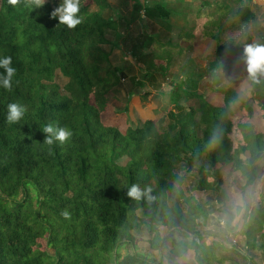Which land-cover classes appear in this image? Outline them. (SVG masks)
Instances as JSON below:
<instances>
[{
	"label": "trees",
	"instance_id": "trees-1",
	"mask_svg": "<svg viewBox=\"0 0 264 264\" xmlns=\"http://www.w3.org/2000/svg\"><path fill=\"white\" fill-rule=\"evenodd\" d=\"M56 7V0L39 8L28 0L16 6L0 0V60L11 56L17 70L11 91L0 83V264H169L171 257L186 252L195 264H221L217 250L229 247L201 232L211 210L191 199L183 184L195 171L199 177L192 190L214 189L215 178L216 186L227 178L217 173L221 166L239 173L231 182L236 191H246L260 177L257 162L264 158V135L256 120L264 118V74L245 82L249 104L239 98L237 81L219 88L218 71L230 68L244 47L264 46V37H231L230 49L217 48L210 88L220 103L192 90L196 79L188 78L185 89L174 84L170 90L173 106L182 112L168 111L164 127L151 117L122 126L129 98L153 73L148 70L138 79L112 65L107 38L112 31L128 29L123 39L130 42V56L137 65L151 64L147 58L160 57L152 51L163 44L153 33L135 34L129 27L143 19L149 24L165 21L173 10L163 0H134L129 16L114 18L103 14L110 8L108 0H80L83 22L69 29L51 16ZM236 15L242 23L255 18L247 5L238 7ZM192 31L181 28L178 36L190 33L188 38L194 39ZM220 33L203 32L202 38L218 41ZM4 75L0 67V77ZM126 79L133 89L122 100ZM180 89L185 98H196V105L185 109L179 104ZM10 103L27 109L17 123L7 121ZM48 124L72 131L71 139L47 145L41 129ZM133 184L147 194L127 196ZM260 203L252 216L243 208L238 233L247 241L262 231L264 192ZM141 224L151 234L150 248L161 253L159 259L137 250L132 230ZM176 232L181 237L166 243L171 256H164L163 240ZM126 245L132 250L122 255Z\"/></svg>",
	"mask_w": 264,
	"mask_h": 264
},
{
	"label": "rangeland",
	"instance_id": "rangeland-1",
	"mask_svg": "<svg viewBox=\"0 0 264 264\" xmlns=\"http://www.w3.org/2000/svg\"><path fill=\"white\" fill-rule=\"evenodd\" d=\"M49 0H45L47 2ZM110 8L104 11V16H129L134 0H108ZM159 0H139L141 3H151ZM204 1V5L200 3ZM63 3V0H56L57 7ZM166 7H170L173 11L164 18L165 21L153 22L149 24L146 19L136 21L129 27L136 34L153 33L156 38L163 44L159 50H153L152 53L160 56L158 58H147V65H137L129 54L130 42H124L123 38L129 35L128 29L119 28L116 32H110L107 39L110 44L105 47L110 51V62L112 65L123 67L129 75H135L138 79L149 70L153 73L152 80H144V85L136 88V92L131 99L127 119H120L119 124L122 126L139 125L145 118L151 117L155 119L159 127H164L170 118L168 111L173 110L177 114H181L182 109L173 106L170 97V90L174 84H179L184 88V83L188 78L196 79V89L198 94H204L206 98L214 104L220 103L215 97V93L211 90L210 85H214L212 77L215 68V53L218 49L224 47L229 48V40L233 37L236 40L245 41L246 38L257 39L256 36L264 37V0H163ZM198 5L201 7L197 9ZM241 5H247L249 10L254 13L255 18L247 23L240 22L236 15V10ZM56 7V8H57ZM95 9V7H93ZM147 24V25H146ZM146 26V27H145ZM192 26L194 28H192ZM181 28H186L195 34L194 39L188 38L190 33L179 38ZM220 33L218 41L207 37L202 38V34ZM222 36V37H221ZM170 40V43L166 42ZM112 44L117 46L113 48ZM260 46V43L253 44ZM247 47V46H246ZM231 62V67L219 69V88H223L231 81H237L239 98L252 104L250 100L251 94L247 91L246 81L250 77L247 71V63L245 56V48ZM156 57V56H155ZM221 62L226 63V59L220 58ZM231 60V59H230ZM58 83L63 84L64 79L58 78ZM129 80H125L123 84V93L119 96L124 100V95L128 93V89H133ZM183 84V85H182ZM216 87V88H217ZM184 92L180 89V102L185 109L189 105H196V98H185ZM144 95V103L140 100V95ZM257 111L256 106H253ZM238 114V113H237ZM258 127L264 135V118L256 120ZM234 138V135L232 134ZM257 165L260 177L246 191H236L232 180L237 178V171H228L226 167H219V174L227 175L226 180L222 184L216 186V178L213 181L214 189L199 191L192 190L191 187L195 180L199 177L197 172L193 171L188 174L185 179L183 188L191 199L195 202L202 203L211 210L204 225H200L203 234L215 241L222 242L229 247L228 250H217L218 256L222 257L221 264H244L245 256L248 258L246 262L249 264H264V223L262 231L251 234L250 241L247 237H243L240 233L242 229L243 208L248 207L251 210V216L254 209L262 205L260 203L261 196L264 192V158H261ZM180 169V165H178ZM185 171V169H182ZM210 181L213 178H209ZM142 218L141 212L138 213ZM229 224V226L227 225ZM247 222L245 226H249ZM133 238L136 241L137 250L144 255H153L158 259L161 256L158 250L150 248L151 234L144 225L132 230ZM180 235L176 232L172 238L168 237L162 242V252L169 255L166 243L171 240L177 241ZM234 247V248H233ZM131 245H126L120 252L125 255L131 252ZM169 264H195L191 252H186L182 257H171Z\"/></svg>",
	"mask_w": 264,
	"mask_h": 264
},
{
	"label": "clouds",
	"instance_id": "clouds-1",
	"mask_svg": "<svg viewBox=\"0 0 264 264\" xmlns=\"http://www.w3.org/2000/svg\"><path fill=\"white\" fill-rule=\"evenodd\" d=\"M9 4L16 6L19 4L20 0H8ZM29 4L35 5L36 8L42 7L45 4V0H28ZM80 0H63L52 13V17L59 18V24L66 25L69 29H75L78 25L83 22V18L78 16L80 11L79 7ZM245 56L247 63V71L249 75L256 80L257 74H264V46H253L248 45L245 48ZM12 57L8 56L0 60V67L5 69L6 75L0 77V83L8 91L12 90V78L16 75V69L11 67ZM258 82V81H257ZM26 108L17 103H10L8 105V123L19 122ZM45 133L44 143L51 146L54 141H59L60 144H65L68 142L73 133L72 131L63 127H54L52 124H48L41 129ZM127 196L139 199L141 196L147 193L142 191L137 185L133 184L127 191ZM62 215L65 218L69 217L67 211L63 212Z\"/></svg>",
	"mask_w": 264,
	"mask_h": 264
},
{
	"label": "crops",
	"instance_id": "crops-1",
	"mask_svg": "<svg viewBox=\"0 0 264 264\" xmlns=\"http://www.w3.org/2000/svg\"><path fill=\"white\" fill-rule=\"evenodd\" d=\"M246 257V256H245Z\"/></svg>",
	"mask_w": 264,
	"mask_h": 264
}]
</instances>
